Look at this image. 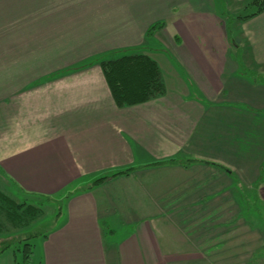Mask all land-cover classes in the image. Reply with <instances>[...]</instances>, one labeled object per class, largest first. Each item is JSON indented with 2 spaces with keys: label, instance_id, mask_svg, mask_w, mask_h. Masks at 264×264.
Instances as JSON below:
<instances>
[{
  "label": "crops",
  "instance_id": "obj_1",
  "mask_svg": "<svg viewBox=\"0 0 264 264\" xmlns=\"http://www.w3.org/2000/svg\"><path fill=\"white\" fill-rule=\"evenodd\" d=\"M252 1L0 0V187L60 204L44 264L198 260L264 161V11L218 10ZM136 52L166 93L119 107L101 61Z\"/></svg>",
  "mask_w": 264,
  "mask_h": 264
},
{
  "label": "rangeland",
  "instance_id": "obj_2",
  "mask_svg": "<svg viewBox=\"0 0 264 264\" xmlns=\"http://www.w3.org/2000/svg\"><path fill=\"white\" fill-rule=\"evenodd\" d=\"M218 10H222L223 15L229 20L228 27L233 29L235 35V26L232 22L245 11L236 15L224 4L223 9ZM252 133L255 140L259 136V131L254 127ZM239 188L245 191L242 199L237 197L238 199L224 200L219 215L209 216L210 220L206 217L204 224H199L201 231L198 236L205 243V247L194 249L198 260L180 264H264V161L252 183L248 187ZM5 192L17 201L23 200V197ZM49 200H35L44 212L42 222H38L35 227L33 225L36 221L24 228L0 233V247L11 242L10 246L0 252V264H44L46 248L42 246L45 235L42 232L51 229L57 221L62 222V215L58 213L60 204ZM226 203L228 207L225 209ZM199 220L202 221L200 218ZM32 235H35L30 240L34 244L33 253L26 259L24 244Z\"/></svg>",
  "mask_w": 264,
  "mask_h": 264
},
{
  "label": "trees",
  "instance_id": "obj_3",
  "mask_svg": "<svg viewBox=\"0 0 264 264\" xmlns=\"http://www.w3.org/2000/svg\"><path fill=\"white\" fill-rule=\"evenodd\" d=\"M251 4L255 6V10L252 13L241 15L240 18L247 19L264 11V0H253ZM157 27H159V24L152 27L150 32ZM101 65L112 95L119 107L143 103L166 93L162 70L158 62L149 54L136 52L104 59L101 61ZM176 161V159L170 160V162ZM130 170L132 169L102 176L97 179L96 183L103 182L117 174H127ZM43 215L44 212L40 205L35 202L34 197L24 196L23 200L17 201L0 187V233L29 226ZM33 237L35 235L29 237L30 239H26L24 244L26 259H29L33 253L34 244L30 242ZM10 244L11 242L3 244L0 247V252Z\"/></svg>",
  "mask_w": 264,
  "mask_h": 264
}]
</instances>
